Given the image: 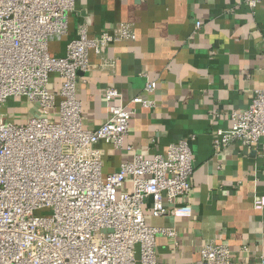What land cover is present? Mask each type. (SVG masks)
<instances>
[{"label":"built area","instance_id":"2783aa9c","mask_svg":"<svg viewBox=\"0 0 264 264\" xmlns=\"http://www.w3.org/2000/svg\"><path fill=\"white\" fill-rule=\"evenodd\" d=\"M240 1L252 13L261 3ZM74 2L0 0V264H170L160 261L155 238L176 240L177 233L149 220L172 215L177 200L191 193L190 148L181 139L164 154L135 153L126 142L133 111L121 101L108 105L98 127L83 128L80 74L109 66L101 45L132 40L133 33L120 24L89 38L82 26L64 55L52 56L49 46L67 35ZM156 90L157 82H144V93ZM11 99L30 115L9 120L2 110ZM105 99L120 95L108 88ZM131 103L154 105L142 96ZM230 121L213 133L216 152L234 143L257 146L264 139V90ZM99 143L128 156L116 172L103 174ZM231 254L226 245H205L187 264H234Z\"/></svg>","mask_w":264,"mask_h":264},{"label":"crops","instance_id":"0c3cea01","mask_svg":"<svg viewBox=\"0 0 264 264\" xmlns=\"http://www.w3.org/2000/svg\"><path fill=\"white\" fill-rule=\"evenodd\" d=\"M120 24L131 27L132 40L101 45L110 64L80 74L76 96L84 129L103 123L109 104L121 101L133 111L126 142L144 158L187 141L192 191L177 200L172 215L149 220L177 233L176 240L156 236L160 261L187 264L202 246L223 244L234 264H264V139L250 149L234 143L216 152L212 146L214 131L229 129L231 114L264 90V0L254 13L240 0H75L67 35L50 44L49 53L63 56L82 26L96 38ZM145 81L157 82L153 94L143 92ZM108 88L120 100L107 102ZM137 96L152 100L153 108L131 103ZM96 147L104 153L105 175L128 157L103 143Z\"/></svg>","mask_w":264,"mask_h":264},{"label":"rangeland","instance_id":"374dc122","mask_svg":"<svg viewBox=\"0 0 264 264\" xmlns=\"http://www.w3.org/2000/svg\"><path fill=\"white\" fill-rule=\"evenodd\" d=\"M25 105V103H22L21 105L17 100L11 99L8 101V103L5 104L4 109L2 110V113L6 114V117H9V120L13 114H23L22 107ZM24 108V107H23ZM47 214L48 212H44Z\"/></svg>","mask_w":264,"mask_h":264}]
</instances>
